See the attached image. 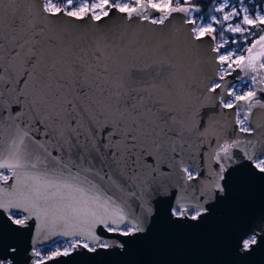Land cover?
Listing matches in <instances>:
<instances>
[{
    "label": "water",
    "instance_id": "obj_1",
    "mask_svg": "<svg viewBox=\"0 0 264 264\" xmlns=\"http://www.w3.org/2000/svg\"><path fill=\"white\" fill-rule=\"evenodd\" d=\"M46 1L0 0V264H264V36L222 75L193 4Z\"/></svg>",
    "mask_w": 264,
    "mask_h": 264
},
{
    "label": "rangeland",
    "instance_id": "obj_2",
    "mask_svg": "<svg viewBox=\"0 0 264 264\" xmlns=\"http://www.w3.org/2000/svg\"><path fill=\"white\" fill-rule=\"evenodd\" d=\"M143 0H47V7L50 11H58L64 8L72 15L82 16L89 10L94 16L100 17L105 15L111 6H118L121 10H128L136 7ZM158 9L166 10L171 6H180L181 4H193L196 0H147ZM214 12L208 17H202L198 11L191 14V20L196 21V32L198 35L205 33L216 34L218 38L217 48L220 50L219 60H221L222 75L228 73V66H236L244 57L248 46L258 39L259 35L264 36V0H215ZM259 31V35L257 32ZM252 42L249 43L248 41ZM248 42V43H247ZM252 85L249 82L239 83L233 86L231 92L233 98L229 105L240 97H246L252 91ZM242 128H247L243 117L239 118ZM263 160L257 161V165L263 168ZM130 228L123 230L127 233ZM58 246L60 252L71 251L72 245H68L65 241ZM74 244V242H73ZM87 245V243H86ZM57 247H54L52 253L56 254ZM41 259L48 256L41 255ZM49 255V256H52Z\"/></svg>",
    "mask_w": 264,
    "mask_h": 264
},
{
    "label": "trees",
    "instance_id": "obj_3",
    "mask_svg": "<svg viewBox=\"0 0 264 264\" xmlns=\"http://www.w3.org/2000/svg\"><path fill=\"white\" fill-rule=\"evenodd\" d=\"M214 2H215V0H196L194 6L196 7V11H198L199 15H201L202 17L203 16L208 17L214 12V8H215ZM258 33H259V31L257 32V34ZM248 42L251 43L252 41L249 40ZM61 243H62V241L53 244L51 247L42 248L41 249V255H44V256L52 255V253L55 252V251H52V249L54 247H57V249H56V252H57V250L61 249L60 247H58L61 245Z\"/></svg>",
    "mask_w": 264,
    "mask_h": 264
},
{
    "label": "flooded vegetation",
    "instance_id": "obj_4",
    "mask_svg": "<svg viewBox=\"0 0 264 264\" xmlns=\"http://www.w3.org/2000/svg\"><path fill=\"white\" fill-rule=\"evenodd\" d=\"M20 219H21L20 217H17V218H16L17 221L20 220ZM60 241H65V240H60ZM60 241H57V242H55V243H58V242H60ZM65 242H66V241H65ZM73 242L75 243L76 240H73V241H71V242H66V243H67L68 245H72V246H73V245H74ZM55 243H53V244H55ZM62 243H63V242H62ZM62 243H61V244H62ZM53 244H52V245H53ZM48 247H51V246H48ZM44 248H45V247H44ZM41 249H42V248H41ZM57 253H59V252L57 251ZM54 254H55V253H54ZM48 257H50V256H48Z\"/></svg>",
    "mask_w": 264,
    "mask_h": 264
}]
</instances>
